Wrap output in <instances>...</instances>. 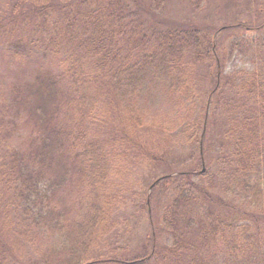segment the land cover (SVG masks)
I'll use <instances>...</instances> for the list:
<instances>
[{
    "label": "trees",
    "instance_id": "16d2710c",
    "mask_svg": "<svg viewBox=\"0 0 264 264\" xmlns=\"http://www.w3.org/2000/svg\"><path fill=\"white\" fill-rule=\"evenodd\" d=\"M56 1L16 0L13 5L16 11L31 3L32 16L38 12L32 21L39 29L38 42L45 44V51L59 64L72 111L67 110L62 120L56 113L41 117L36 122L39 128L15 145V127L23 119L20 112L10 117L11 104L0 105V264H264V230H258V222L246 210L247 202L264 207V59L241 77L237 94L243 104L223 130L235 161L230 182L233 187L237 183L239 191L234 193L247 201L225 204L212 195L203 183L209 180L204 162L201 169L180 172L176 177H172L173 171L167 172L153 181L149 192L175 178L163 215L169 245L129 258L98 257L95 251L111 233V215L122 201L105 189L114 174L107 144L88 138L81 77L86 78V84L95 75L112 85L118 93L115 104L126 118L122 129L119 127L123 133L120 139L138 151L147 115L130 99L149 81L155 90L152 98L164 100L178 112L177 132L188 143L199 144L203 159L206 127L201 129L204 122L197 120L194 64L187 58L192 53L199 63L214 55L219 62L217 35L208 38V26L197 24L169 29L163 27L161 17L140 26L123 0ZM152 1L149 12L164 7L168 0ZM58 6L63 8V19L58 16ZM241 26L248 27L245 22L225 25L214 34ZM218 90L219 82L212 94ZM15 91L12 98L17 110L26 108L28 90L23 93V88L17 87ZM143 147L147 161L161 156L159 147ZM59 159L72 168L69 203L61 202L55 194L57 182L52 171ZM220 246L226 254L219 259Z\"/></svg>",
    "mask_w": 264,
    "mask_h": 264
},
{
    "label": "rangeland",
    "instance_id": "374dc122",
    "mask_svg": "<svg viewBox=\"0 0 264 264\" xmlns=\"http://www.w3.org/2000/svg\"><path fill=\"white\" fill-rule=\"evenodd\" d=\"M15 1L0 0V105H12L8 107L12 119L20 112L23 120L16 125V135L12 138L13 143L18 145L20 139H26L39 128L36 122L41 117L46 119L56 113L62 120L66 111H72V108L67 105L68 88L65 80L59 76L57 60L45 51V44L38 42L41 39L39 29L32 24L38 12L32 16L34 5L31 3L13 11ZM123 1L128 4L129 10L134 13L133 20L140 26L160 17L165 20L163 27L169 29L185 28L190 24L208 26V38L217 35L216 47L220 61L217 62L214 55L199 63L192 59V53L187 58L194 64L192 68L198 96L197 120L204 122L201 129L206 127L203 159L199 144L188 143L184 135L177 132L176 128L180 124L178 112H174L164 100L152 98L151 92L155 90L149 81L146 80L130 99L134 106L143 107L147 115L142 128L144 137L137 144L138 151L120 139L123 133L119 127L122 129V122L126 118L123 119L119 106L115 104L118 93L112 85L104 84L95 75L86 84V78L81 77L80 80L84 82L82 85H85L82 93L87 101L84 109L89 118L88 138L107 144L108 154L113 159L114 174L105 189L110 195L119 196L122 201L121 205L115 207L110 218L113 229L102 247L95 251V255L117 259L144 255L147 251L152 252L154 247L158 248V252L163 246L169 245L168 235L164 234L163 215L175 178L165 187L149 192L153 181L167 175V172L173 171L172 177H176L180 172L201 169L204 162L209 180L203 183L207 184L212 195L218 196L225 204L247 201L234 193L239 191L237 183L233 187L230 182L235 161L232 158L231 142L223 130L227 128L237 108L243 104L240 93L237 94L241 77L254 70L264 59V0H168L164 7L150 12L147 9L154 4L152 0ZM58 7V16L63 19V8ZM47 8L39 7L40 10ZM123 12L127 19V10ZM243 22L255 30L241 26L237 29L222 28L218 34H214L221 26ZM246 78L250 79L248 76ZM218 82L219 90L212 94ZM17 87L23 88V93L28 90L29 95L26 108L20 107L18 110L12 98ZM143 146H152V149L159 147L160 155L166 159L162 160L158 156L154 162L147 161L143 155ZM66 163L59 159L52 171V177L57 182L55 194L63 203H69L72 199L69 191L72 168ZM249 203L246 210L258 222V230L263 231L264 207ZM212 209L216 208L212 206ZM219 252V259L226 254L222 246Z\"/></svg>",
    "mask_w": 264,
    "mask_h": 264
}]
</instances>
